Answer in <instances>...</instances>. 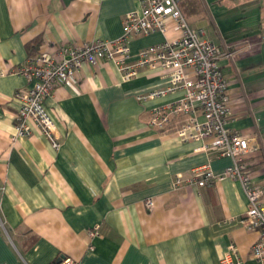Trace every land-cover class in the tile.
<instances>
[{"label": "crops", "instance_id": "1", "mask_svg": "<svg viewBox=\"0 0 264 264\" xmlns=\"http://www.w3.org/2000/svg\"><path fill=\"white\" fill-rule=\"evenodd\" d=\"M139 8L138 0H0V264H221L231 244L254 264L259 232L246 226L248 200L238 181L175 186L178 174L203 166L220 174L232 159L181 142L175 130L183 116L163 130L151 126L154 108L182 96L136 99L165 86L159 72L143 69L125 82L111 61L85 64L45 100L61 149L38 131L12 141L15 92L30 87L12 70L56 44L116 40ZM183 9L204 39L233 53L219 61L228 127L259 147L250 170L264 187V0H193ZM178 36L172 27L133 38L132 59ZM96 227L100 235L90 238Z\"/></svg>", "mask_w": 264, "mask_h": 264}, {"label": "built area", "instance_id": "2", "mask_svg": "<svg viewBox=\"0 0 264 264\" xmlns=\"http://www.w3.org/2000/svg\"><path fill=\"white\" fill-rule=\"evenodd\" d=\"M183 1L138 0L140 8L126 15L124 33L120 38L80 45L56 44L53 52L31 55L24 65L14 68L12 73L24 77L30 87L15 92L19 108L12 141L29 138L38 131L54 151L61 149L60 131L45 107V100L58 85L77 79L85 64L111 61L125 82L136 78L143 69L159 72L166 79L165 86L137 95L136 99L145 103L178 92L182 96L154 108L151 126L163 130L173 117L183 116L175 130L181 142H201V149H217L221 155L232 159V165L220 174H215L208 166L197 168L187 176L178 174L175 186L195 184L203 188L225 179L238 181L248 200L246 226L259 232V239L252 246V258L254 264H264V187L255 185L250 170V154L259 147L239 131L228 127V81L219 61L222 57L232 58L233 53L204 39L190 25L182 9ZM172 27L180 31V36L141 49L132 59L130 42L133 38L154 32L166 33ZM153 206V200L148 199L146 207L151 210ZM99 235L98 227L89 231L90 238ZM56 264L78 263L71 258H62ZM221 264L246 263L238 257L236 246L231 244L221 258Z\"/></svg>", "mask_w": 264, "mask_h": 264}, {"label": "trees", "instance_id": "3", "mask_svg": "<svg viewBox=\"0 0 264 264\" xmlns=\"http://www.w3.org/2000/svg\"><path fill=\"white\" fill-rule=\"evenodd\" d=\"M193 0H184L183 3H182V9L183 7L185 6V4L187 3V5H189V3L191 4ZM183 12H184V9H183ZM184 15L186 16L185 12H184ZM187 18V16H186ZM37 43V42H36Z\"/></svg>", "mask_w": 264, "mask_h": 264}]
</instances>
